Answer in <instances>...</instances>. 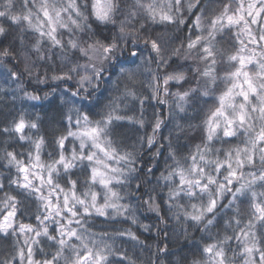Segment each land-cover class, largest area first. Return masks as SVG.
Segmentation results:
<instances>
[{"label":"trees","instance_id":"obj_1","mask_svg":"<svg viewBox=\"0 0 264 264\" xmlns=\"http://www.w3.org/2000/svg\"><path fill=\"white\" fill-rule=\"evenodd\" d=\"M105 1L0 0V264H264V0Z\"/></svg>","mask_w":264,"mask_h":264},{"label":"rangeland","instance_id":"obj_2","mask_svg":"<svg viewBox=\"0 0 264 264\" xmlns=\"http://www.w3.org/2000/svg\"><path fill=\"white\" fill-rule=\"evenodd\" d=\"M96 12L105 17L106 14V1L98 0L96 5ZM46 18L48 16L44 14ZM245 83L248 84L249 81L246 79L244 75H242ZM246 89V86L242 85L240 81L235 83L234 87L231 91L224 97L222 103V111L220 112V117L224 118L227 113H234L237 108L240 110V103H238V98L241 95H245L246 92L243 90ZM242 90V91H241ZM104 132V131H103ZM102 130L97 129L96 127H80V129L72 134V136L77 140L80 146V152L84 149H89V157L88 160L92 162V181L102 189L103 194L105 195V201L101 204L98 200L97 193L91 197V201L88 203V210L91 212L102 213L104 209H106V201H108V197L106 199V187L109 185L111 181V177L119 174V164L118 157L116 156V152L110 148L109 144L106 142L104 137V133ZM57 165L50 166L48 168H44V175L38 176V181H50V174L55 172L57 169ZM74 198L68 197L65 201V206L69 204L70 201L73 202ZM74 203V202H73ZM80 233H73V237L82 238ZM20 261L22 262L23 256H20ZM26 264H33L32 257L29 255L26 257Z\"/></svg>","mask_w":264,"mask_h":264}]
</instances>
